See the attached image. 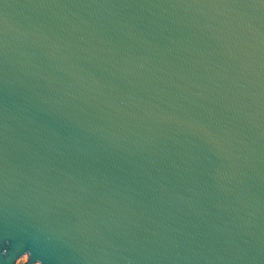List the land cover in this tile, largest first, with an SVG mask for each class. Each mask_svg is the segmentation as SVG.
Instances as JSON below:
<instances>
[{"label": "water", "instance_id": "95a60500", "mask_svg": "<svg viewBox=\"0 0 264 264\" xmlns=\"http://www.w3.org/2000/svg\"><path fill=\"white\" fill-rule=\"evenodd\" d=\"M264 264V0H0V264Z\"/></svg>", "mask_w": 264, "mask_h": 264}, {"label": "rangeland", "instance_id": "374dc122", "mask_svg": "<svg viewBox=\"0 0 264 264\" xmlns=\"http://www.w3.org/2000/svg\"><path fill=\"white\" fill-rule=\"evenodd\" d=\"M27 262H28V257L21 264H26Z\"/></svg>", "mask_w": 264, "mask_h": 264}]
</instances>
